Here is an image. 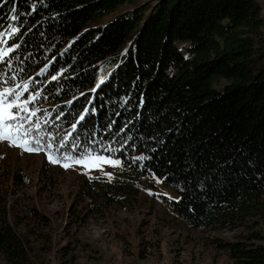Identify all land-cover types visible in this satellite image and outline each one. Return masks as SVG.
Here are the masks:
<instances>
[{"label": "trees", "instance_id": "16d2710c", "mask_svg": "<svg viewBox=\"0 0 264 264\" xmlns=\"http://www.w3.org/2000/svg\"><path fill=\"white\" fill-rule=\"evenodd\" d=\"M262 3L0 0V51L13 49L0 91L22 84L27 106H43L29 147L119 162L88 197L116 201L150 176L177 194L164 201L190 229L232 230L264 195ZM211 244L230 264H264V234ZM0 254L25 264L7 228Z\"/></svg>", "mask_w": 264, "mask_h": 264}, {"label": "rangeland", "instance_id": "374dc122", "mask_svg": "<svg viewBox=\"0 0 264 264\" xmlns=\"http://www.w3.org/2000/svg\"><path fill=\"white\" fill-rule=\"evenodd\" d=\"M129 7L121 6L107 18ZM11 89L23 91L22 84ZM12 99L14 95L8 97ZM30 100L23 92L17 103ZM31 105L26 106L35 113L43 108ZM38 118L24 121V129L34 127ZM49 154L0 140V232L7 228L16 234L25 264H230L212 240L264 234V195L257 209L232 230H193L164 201L175 200L177 194L154 177L144 178L116 201L100 192L88 197L89 188L95 187L91 180H112L119 163L88 170L73 160L53 164ZM65 163L71 166L65 168ZM0 264L13 263L0 254Z\"/></svg>", "mask_w": 264, "mask_h": 264}, {"label": "snow or ice", "instance_id": "6c2138e0", "mask_svg": "<svg viewBox=\"0 0 264 264\" xmlns=\"http://www.w3.org/2000/svg\"><path fill=\"white\" fill-rule=\"evenodd\" d=\"M13 11H15V9H13ZM13 18L15 19V17ZM11 31L14 33L16 29L13 28ZM2 42L6 41H0V43ZM12 51L13 49L11 47L6 50L0 51V60H3L8 56V53ZM53 79H56V77H53ZM12 95L15 96V99L8 100V97ZM21 95V92L15 91L11 88H5L3 92H0V140H7L12 146L21 147L25 151L43 150L39 147L31 148L28 146L29 141L26 137L28 136L31 129L25 130L23 122L26 120H30L32 116H35V110L30 111L27 108L26 105L30 101H25L23 105L17 103ZM33 99H35V97H33ZM12 108H16L17 111L13 113L11 111ZM21 113H28V115H22ZM83 119L84 117L82 116L81 120ZM10 121H16L17 123H9ZM35 126L38 129L39 122H37ZM72 127L73 129H75L76 125L74 124ZM37 144H39V141H37ZM64 159L73 160L75 164L81 165L88 170H90L91 168H99L101 163H110L113 165H117L119 163L118 161H111L106 160L103 157H97L92 153L83 154L79 158H74L69 155L64 157ZM48 160L53 164L59 163V160L51 154L48 155ZM62 166L67 168L71 165L65 163ZM106 175H109L110 178V174Z\"/></svg>", "mask_w": 264, "mask_h": 264}, {"label": "crops", "instance_id": "0c3cea01", "mask_svg": "<svg viewBox=\"0 0 264 264\" xmlns=\"http://www.w3.org/2000/svg\"><path fill=\"white\" fill-rule=\"evenodd\" d=\"M263 10H264V8H263V5L261 6V14L263 13Z\"/></svg>", "mask_w": 264, "mask_h": 264}]
</instances>
